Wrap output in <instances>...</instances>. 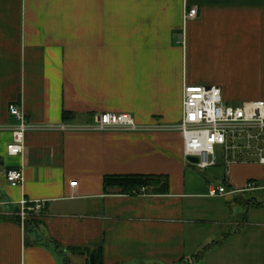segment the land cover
Wrapping results in <instances>:
<instances>
[{
    "label": "crops",
    "instance_id": "crops-1",
    "mask_svg": "<svg viewBox=\"0 0 264 264\" xmlns=\"http://www.w3.org/2000/svg\"><path fill=\"white\" fill-rule=\"evenodd\" d=\"M184 86L264 102V0H0V264H89L71 250L102 264H264V166L187 162L173 129ZM11 104L31 125L78 129L28 132L10 157ZM99 114L130 115L139 130H79ZM14 168L18 187L5 179ZM115 175L168 186L104 191ZM217 179L233 194L209 197ZM21 200L44 206L27 229L15 221Z\"/></svg>",
    "mask_w": 264,
    "mask_h": 264
},
{
    "label": "built area",
    "instance_id": "built-area-1",
    "mask_svg": "<svg viewBox=\"0 0 264 264\" xmlns=\"http://www.w3.org/2000/svg\"><path fill=\"white\" fill-rule=\"evenodd\" d=\"M197 17L196 9H189L185 21ZM8 112L16 124L10 128L12 141L6 153L10 157L21 156L24 150V136L31 131L59 130L70 131L78 128L60 126L59 128L34 126L27 122L20 104H11ZM93 125L79 128L96 132H134L139 130L134 120L127 114H99L94 116ZM2 129V128H0ZM173 129L180 132L183 139V155L198 160L193 165L206 170L221 162L225 167L233 165L264 166V102H249L228 105L223 102L218 87L184 86L182 93V118ZM5 179L11 187L23 183L22 168L9 169ZM256 186L248 182L244 191H254ZM225 186H208V196H229ZM138 195H146L142 189ZM42 202L21 200L14 216L20 225L30 219H39L43 215Z\"/></svg>",
    "mask_w": 264,
    "mask_h": 264
},
{
    "label": "trees",
    "instance_id": "trees-1",
    "mask_svg": "<svg viewBox=\"0 0 264 264\" xmlns=\"http://www.w3.org/2000/svg\"><path fill=\"white\" fill-rule=\"evenodd\" d=\"M64 122H69L74 119L70 113L62 114ZM168 186L167 177L165 176H148V175H125V176H105L103 179L104 191L108 189H117L121 195L137 196L142 189L148 195L165 194ZM18 211V210H17ZM15 221L20 225V220L15 216ZM36 219H30L24 222L23 227L27 229ZM74 254L86 255L89 264H102L99 260L100 256L97 252L89 250H71ZM202 254V252H201ZM198 260V256L192 258V261ZM188 264V262L184 263Z\"/></svg>",
    "mask_w": 264,
    "mask_h": 264
},
{
    "label": "rangeland",
    "instance_id": "rangeland-1",
    "mask_svg": "<svg viewBox=\"0 0 264 264\" xmlns=\"http://www.w3.org/2000/svg\"><path fill=\"white\" fill-rule=\"evenodd\" d=\"M194 172L196 174H198V175H203V172H201V171L194 170ZM220 183H221V179L213 180V185H215V186L219 185ZM244 198H248V199L254 198V199L259 200V199H261V196L258 195L257 193H249ZM236 207L237 206L235 204H233V205H227V209L228 210H233ZM228 214H230V212Z\"/></svg>",
    "mask_w": 264,
    "mask_h": 264
},
{
    "label": "water",
    "instance_id": "water-1",
    "mask_svg": "<svg viewBox=\"0 0 264 264\" xmlns=\"http://www.w3.org/2000/svg\"><path fill=\"white\" fill-rule=\"evenodd\" d=\"M186 161L189 162L192 165H195L198 162V160L196 158H193V157H187Z\"/></svg>",
    "mask_w": 264,
    "mask_h": 264
}]
</instances>
